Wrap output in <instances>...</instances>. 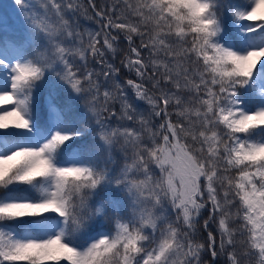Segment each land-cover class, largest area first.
Returning <instances> with one entry per match:
<instances>
[{
  "label": "snow or ice",
  "instance_id": "1",
  "mask_svg": "<svg viewBox=\"0 0 264 264\" xmlns=\"http://www.w3.org/2000/svg\"><path fill=\"white\" fill-rule=\"evenodd\" d=\"M0 264H264V0L0 12Z\"/></svg>",
  "mask_w": 264,
  "mask_h": 264
},
{
  "label": "trees",
  "instance_id": "2",
  "mask_svg": "<svg viewBox=\"0 0 264 264\" xmlns=\"http://www.w3.org/2000/svg\"><path fill=\"white\" fill-rule=\"evenodd\" d=\"M101 2H102V0H97V3H98V4L101 3ZM80 22H81V24H82L84 27H86V21H85L83 18H81V21H80ZM124 43H126V42H124ZM110 55H111V54H109V57H110ZM115 62L117 63V65H119V57H117V60H116ZM122 75H123L125 78H133V79H135L134 75L129 74V73L127 72L126 69H125V70H122ZM129 94H130V95H133V97H134V93H131V90H129ZM137 103H138V105H139L140 108H142V109H146V108H147V105L144 104L143 102H139V101H138ZM117 107H118V106H117ZM114 155L117 157V159H120V153H119L118 150L114 153ZM121 163H122V160H121ZM105 195H106V193L101 192V193H100V196H99L97 199H103ZM204 215L206 216V211H205ZM209 258H210V257H208V256H204V257H203V259H209Z\"/></svg>",
  "mask_w": 264,
  "mask_h": 264
},
{
  "label": "rangeland",
  "instance_id": "3",
  "mask_svg": "<svg viewBox=\"0 0 264 264\" xmlns=\"http://www.w3.org/2000/svg\"><path fill=\"white\" fill-rule=\"evenodd\" d=\"M14 0H0V12H6L8 6L12 5ZM86 21V27L89 29H95L96 24L94 20H85ZM247 23V22H245ZM10 107V105H8Z\"/></svg>",
  "mask_w": 264,
  "mask_h": 264
}]
</instances>
